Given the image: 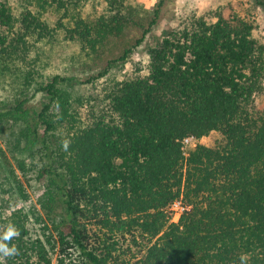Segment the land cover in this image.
Returning <instances> with one entry per match:
<instances>
[{
    "label": "trees",
    "instance_id": "obj_1",
    "mask_svg": "<svg viewBox=\"0 0 264 264\" xmlns=\"http://www.w3.org/2000/svg\"><path fill=\"white\" fill-rule=\"evenodd\" d=\"M127 1L0 0V85L12 92L0 138L15 162L0 170V235L18 232L3 264H264V47L252 23L186 18L150 50L146 75L116 82L88 118L67 79L43 74L41 45L99 55L135 23ZM211 134L213 147L184 157V138ZM179 197L191 210L173 224Z\"/></svg>",
    "mask_w": 264,
    "mask_h": 264
},
{
    "label": "rangeland",
    "instance_id": "obj_2",
    "mask_svg": "<svg viewBox=\"0 0 264 264\" xmlns=\"http://www.w3.org/2000/svg\"><path fill=\"white\" fill-rule=\"evenodd\" d=\"M13 2L17 4V0ZM127 4L136 15L135 23L127 26L122 36L108 39L97 56L88 57L77 44L65 41L41 45L48 64L43 74L67 79L65 89L82 100L78 107L82 118H88L92 109L99 113L105 110L106 90L116 82L145 76L150 50L164 37V33L178 28L193 15L214 19L218 15L237 14L254 25L253 37L264 47V0H128ZM123 56L126 58L121 60ZM91 79V83H86ZM3 84L0 85V104L7 103L12 97L10 89L7 92L2 89ZM42 101V96L38 95L32 102L40 108ZM254 105L264 115V78L260 91L255 95ZM215 139L216 135L211 134L201 138L198 145L213 147ZM6 161L15 165L5 140L0 138V170L4 172L8 169ZM26 187L28 205L37 206L40 187L36 182ZM37 227L33 230L36 231ZM123 248L126 249V245ZM52 261L56 264L57 255H52Z\"/></svg>",
    "mask_w": 264,
    "mask_h": 264
},
{
    "label": "built area",
    "instance_id": "obj_3",
    "mask_svg": "<svg viewBox=\"0 0 264 264\" xmlns=\"http://www.w3.org/2000/svg\"><path fill=\"white\" fill-rule=\"evenodd\" d=\"M200 139L189 136L182 140V152L185 158L189 156V153L192 149L196 148L199 144ZM191 210V206L187 204L183 197H179L173 201L166 209V214L170 219V222L176 224L180 221L181 217L188 213Z\"/></svg>",
    "mask_w": 264,
    "mask_h": 264
},
{
    "label": "clouds",
    "instance_id": "obj_4",
    "mask_svg": "<svg viewBox=\"0 0 264 264\" xmlns=\"http://www.w3.org/2000/svg\"><path fill=\"white\" fill-rule=\"evenodd\" d=\"M18 235V232L15 230V228L12 225H9L7 229L3 232L2 235H0V257H7L12 256L16 254V248L9 247L7 245V241H9L12 237H15ZM244 257H241V261L243 262ZM0 264H3L2 259H0Z\"/></svg>",
    "mask_w": 264,
    "mask_h": 264
}]
</instances>
